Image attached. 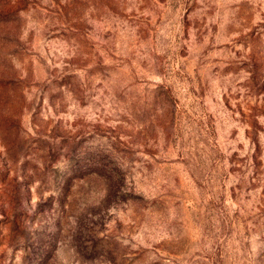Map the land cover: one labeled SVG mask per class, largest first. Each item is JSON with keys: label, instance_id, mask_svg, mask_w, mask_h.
Masks as SVG:
<instances>
[{"label": "rangeland", "instance_id": "rangeland-1", "mask_svg": "<svg viewBox=\"0 0 264 264\" xmlns=\"http://www.w3.org/2000/svg\"><path fill=\"white\" fill-rule=\"evenodd\" d=\"M0 264H264V0H0Z\"/></svg>", "mask_w": 264, "mask_h": 264}]
</instances>
